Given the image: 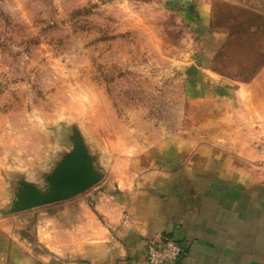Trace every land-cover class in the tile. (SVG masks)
<instances>
[{"label":"rangeland","instance_id":"rangeland-1","mask_svg":"<svg viewBox=\"0 0 264 264\" xmlns=\"http://www.w3.org/2000/svg\"><path fill=\"white\" fill-rule=\"evenodd\" d=\"M193 1L0 0V207L9 201L3 175L35 179L47 170L64 143L63 121H80L107 168L91 190L0 217V225L34 240L41 221V231H51L42 241L54 244V217H70L91 193L94 209L99 192L114 195L118 185H130L132 162L142 153L177 138L209 142L227 134L225 126H210L218 108L188 95L190 60L203 51L187 16ZM208 2L218 37L212 69L251 81L264 62V0Z\"/></svg>","mask_w":264,"mask_h":264},{"label":"crops","instance_id":"crops-1","mask_svg":"<svg viewBox=\"0 0 264 264\" xmlns=\"http://www.w3.org/2000/svg\"><path fill=\"white\" fill-rule=\"evenodd\" d=\"M193 5L187 16L203 51L190 60L188 95L218 108L210 126L227 134L177 138L142 153L130 185L99 192L94 209L91 193L70 217H54V244L42 241L51 231H41V221L37 240L0 225V264H148L147 246L164 238L181 246L178 264H264V67L246 83L216 73L210 3Z\"/></svg>","mask_w":264,"mask_h":264},{"label":"water","instance_id":"water-1","mask_svg":"<svg viewBox=\"0 0 264 264\" xmlns=\"http://www.w3.org/2000/svg\"><path fill=\"white\" fill-rule=\"evenodd\" d=\"M67 130L64 143L47 170L35 179L20 171L4 174L9 201L0 217L69 201L99 185L107 175L102 152L84 133L79 120L60 123Z\"/></svg>","mask_w":264,"mask_h":264},{"label":"built area","instance_id":"built-area-1","mask_svg":"<svg viewBox=\"0 0 264 264\" xmlns=\"http://www.w3.org/2000/svg\"><path fill=\"white\" fill-rule=\"evenodd\" d=\"M182 256L181 246L170 238H164L158 244L147 246L148 264H178Z\"/></svg>","mask_w":264,"mask_h":264},{"label":"trees","instance_id":"trees-1","mask_svg":"<svg viewBox=\"0 0 264 264\" xmlns=\"http://www.w3.org/2000/svg\"><path fill=\"white\" fill-rule=\"evenodd\" d=\"M262 65H264V62H262L259 67H257V70H259ZM257 70H255V72L252 74V76H250L248 79H253L257 74ZM244 81H246V80H244Z\"/></svg>","mask_w":264,"mask_h":264}]
</instances>
